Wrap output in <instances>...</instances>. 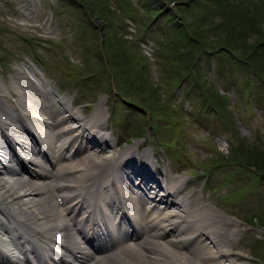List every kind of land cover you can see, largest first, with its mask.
I'll return each mask as SVG.
<instances>
[{"label": "rangeland", "instance_id": "374dc122", "mask_svg": "<svg viewBox=\"0 0 264 264\" xmlns=\"http://www.w3.org/2000/svg\"><path fill=\"white\" fill-rule=\"evenodd\" d=\"M185 1L169 0L172 8L166 10L178 12ZM235 2L192 0L181 9L195 27L203 28L201 15L212 23L229 19L231 40L244 58L215 46L213 38L209 46L219 51L195 58V67L184 63L179 52L189 44L173 27L187 22L180 14L175 19L149 14L157 0H0V80L18 69H35L56 93L61 88L60 95L79 99L83 108L89 104L90 113L109 106L121 143L134 146L158 136L153 141L166 162L182 166L198 190L203 171L213 169L205 197L239 223L244 234L238 262L264 264V169L247 162L264 156V88L258 91L263 79L255 71L264 65V47L252 55L264 39V0ZM226 4L235 5L236 20L226 17ZM140 85L142 97L131 96L130 86ZM202 86L210 100L201 95ZM238 87L244 95L237 94ZM137 134L147 137L136 140Z\"/></svg>", "mask_w": 264, "mask_h": 264}, {"label": "bare ground", "instance_id": "6f19581e", "mask_svg": "<svg viewBox=\"0 0 264 264\" xmlns=\"http://www.w3.org/2000/svg\"><path fill=\"white\" fill-rule=\"evenodd\" d=\"M33 72L34 86L31 78L21 79L23 69L0 80V134L5 137L0 145L2 157L12 162L0 172V224L16 233L21 252L6 259L0 255V264H33L30 255L38 264H249L238 262L244 234L239 223L210 207L203 189L195 193L196 184L177 175L183 167L163 160L154 167L156 152L141 151L146 142L122 147V138L108 132L113 130L109 106L98 105L90 113L77 106L76 98L55 95L52 85ZM18 106L34 115L25 119ZM158 175L180 182L177 197L162 195L165 208L156 201L155 209L140 215L137 229L121 235L114 218L121 220L123 201L132 205L138 192L142 203L145 191L157 193ZM134 179L140 180L138 186ZM118 181L125 184L123 195L115 189ZM122 218L129 220L125 212ZM60 242L69 252L61 260Z\"/></svg>", "mask_w": 264, "mask_h": 264}, {"label": "trees", "instance_id": "16d2710c", "mask_svg": "<svg viewBox=\"0 0 264 264\" xmlns=\"http://www.w3.org/2000/svg\"><path fill=\"white\" fill-rule=\"evenodd\" d=\"M163 1L169 2V0H163ZM176 1L180 3L182 0H179V1L176 0ZM186 1L181 4V6H180L181 8L179 7L177 9V11H178L177 13L180 14V16L182 17L184 24L187 22L186 27H184V26L179 27V25L173 26L174 28L178 29L177 31L182 30V32H183L182 37H184L186 39V40H184V42H185V44L186 43L189 44L188 48L184 47L182 52H179V53H182L184 55V57H183V59L185 60L184 63L187 64L189 62V63H192V65H194L195 67L199 66L198 63H195V61H196L195 58H198L200 56V60H201V56H203L207 53L209 54V52L215 53L216 51H219V50H217V48H215V46H217V45L218 46L221 45L220 46L221 48H227L228 50L231 51V53L232 52L235 53L236 56H238V55L241 56L239 53L237 54L238 50L234 44V40L233 41L231 40V38L233 37L231 32H235V31L229 30L228 27L226 26L227 24H225L226 22L229 23L230 20L229 19H223V21H221L219 23H212L208 16L201 15L200 16V25L203 26V28H201L199 25H196V27L192 26L190 24V22L188 21V19L185 17V15L183 13L181 14V9L182 8H185V9L189 8V3L192 2V0L187 1V3H186ZM193 1H196V0H193ZM235 1H237V0H235ZM235 1L233 0L234 3H236ZM225 2H226V0H220L221 4H223ZM160 3H162L161 0H160ZM220 3L218 5H220ZM223 9H224L225 13H227L226 17L231 18L233 20H236L237 13L235 12V5H233V4L227 5L226 4V6H223ZM148 11H149V14H151V13H152V15H155V14L159 15L160 14V16L165 15V16H167V18H170V19L172 17L175 19L176 14H177V13H167L165 11L164 7H159V4L155 5L152 9L151 8L148 9ZM256 15L261 16L262 14L259 11V12H257ZM253 18L254 17H252V19ZM207 24H209L210 26H206ZM213 38H218V39L216 41V45L211 47L212 45L209 46V44H210V42L213 41L212 40ZM262 38H264V36ZM263 42H264V39H262L260 42H258L259 45L256 46V48L252 52V55L258 54L256 52L258 51L259 47H264ZM261 43H263V44H261ZM221 54H222V51L218 53L219 58H221ZM239 56L237 57L238 60L243 61L244 58L239 57ZM207 62H208V64H210L209 61H207ZM251 64L253 66V63H251ZM257 66H260L259 70H256V72H257L258 76L260 77L259 79L260 80L263 79L262 86L264 87V72H263L264 65L261 63V64H258ZM261 66H263V68ZM140 86L142 88H140ZM140 86L139 87L130 86V88L128 90L130 92V95L131 96L135 95L134 97H136V96L142 97V95L140 96V94H143V86L142 85H140ZM138 88L141 90H139ZM202 88H203V86H202ZM118 92H119V94L123 95L122 91H118ZM206 93L207 92H205L204 88H203L201 91V95L203 96V98H208L209 95ZM211 98H212V95H211ZM142 103L144 105H146L147 101L144 100V101H142ZM253 158L254 159H249L248 161L247 160L246 161L249 164L257 167V169H258V166H261V169H264V163H262L260 161V159L264 160V156L260 154L259 157H253ZM257 171H259V170H257Z\"/></svg>", "mask_w": 264, "mask_h": 264}]
</instances>
